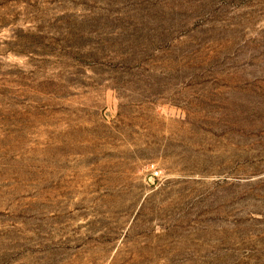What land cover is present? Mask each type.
I'll use <instances>...</instances> for the list:
<instances>
[{
  "label": "rangeland",
  "instance_id": "1",
  "mask_svg": "<svg viewBox=\"0 0 264 264\" xmlns=\"http://www.w3.org/2000/svg\"><path fill=\"white\" fill-rule=\"evenodd\" d=\"M0 264H264V0H0Z\"/></svg>",
  "mask_w": 264,
  "mask_h": 264
},
{
  "label": "built area",
  "instance_id": "2",
  "mask_svg": "<svg viewBox=\"0 0 264 264\" xmlns=\"http://www.w3.org/2000/svg\"><path fill=\"white\" fill-rule=\"evenodd\" d=\"M153 174H154L153 176H157V173L156 172H154Z\"/></svg>",
  "mask_w": 264,
  "mask_h": 264
}]
</instances>
